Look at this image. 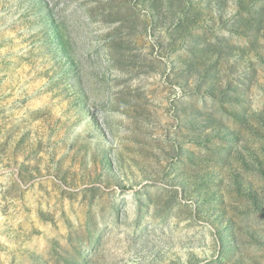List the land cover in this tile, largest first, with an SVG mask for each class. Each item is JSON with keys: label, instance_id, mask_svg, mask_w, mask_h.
<instances>
[{"label": "rangeland", "instance_id": "rangeland-1", "mask_svg": "<svg viewBox=\"0 0 264 264\" xmlns=\"http://www.w3.org/2000/svg\"><path fill=\"white\" fill-rule=\"evenodd\" d=\"M0 264H264V0H0Z\"/></svg>", "mask_w": 264, "mask_h": 264}]
</instances>
